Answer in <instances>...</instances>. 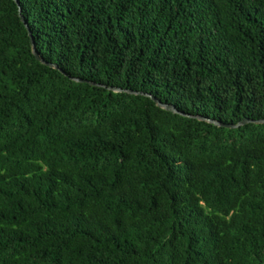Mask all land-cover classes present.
I'll list each match as a JSON object with an SVG mask.
<instances>
[{"label":"trees","instance_id":"1","mask_svg":"<svg viewBox=\"0 0 264 264\" xmlns=\"http://www.w3.org/2000/svg\"><path fill=\"white\" fill-rule=\"evenodd\" d=\"M17 1L64 73L0 0V264H264V123L109 90L264 119V0Z\"/></svg>","mask_w":264,"mask_h":264},{"label":"water","instance_id":"2","mask_svg":"<svg viewBox=\"0 0 264 264\" xmlns=\"http://www.w3.org/2000/svg\"><path fill=\"white\" fill-rule=\"evenodd\" d=\"M14 2L16 3V5L18 6V11H19V17H20V20L21 22L23 23L24 27L26 28L27 32H28V35H29V38H30V42H31V47H32V54L34 55V57L40 61L41 63H43L44 65H47L51 68H54V69H57L59 70L61 73H64L61 69L58 68L57 65L55 64H51V63H47L46 61H44L42 58L39 57L36 49H35V46H34V42H33V38H32V35H31V32H30V29H29V26L26 22V20L23 18V16L21 15V8L19 7V3L17 0H14ZM73 80L75 81H78V82H85L83 80H80V79H75V78H72ZM92 85H96V86H101V85H97V84H94V83H90ZM102 87H105L104 85ZM109 90L113 91V92H128V93H131V94H139V95H144V96H147L149 98H151L153 100V102H155V104L166 110V111H169V112H172L174 114H179V115H182V116H186V117H190V118H196L200 121H204V122H207V123H210V124H213V125H216V126H220V127H226V128H238L244 124H247V123H264V119H260V120H249V119H244L240 122H238L237 124L235 125H232V124H225V123H221V122H218L216 120H212V119H208V118H204V117H201V116H191V115H188V114H184L182 112H179L173 105H169V104H163L161 103L157 98H155L154 96L152 95H149V94H146V93H143V92H133V91H130V90H123L121 88H113V87H110Z\"/></svg>","mask_w":264,"mask_h":264}]
</instances>
